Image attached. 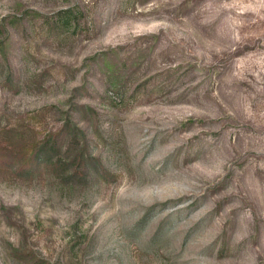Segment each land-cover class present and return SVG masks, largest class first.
I'll return each instance as SVG.
<instances>
[{
    "label": "rangeland",
    "instance_id": "374dc122",
    "mask_svg": "<svg viewBox=\"0 0 264 264\" xmlns=\"http://www.w3.org/2000/svg\"><path fill=\"white\" fill-rule=\"evenodd\" d=\"M0 264H264V0H0Z\"/></svg>",
    "mask_w": 264,
    "mask_h": 264
},
{
    "label": "trees",
    "instance_id": "16d2710c",
    "mask_svg": "<svg viewBox=\"0 0 264 264\" xmlns=\"http://www.w3.org/2000/svg\"><path fill=\"white\" fill-rule=\"evenodd\" d=\"M71 14L70 10H65L63 12H61L57 17L58 21L60 22H64V24H67V22H69V16ZM41 154H43L44 156L48 155V150L42 151ZM46 163H48V161H46Z\"/></svg>",
    "mask_w": 264,
    "mask_h": 264
}]
</instances>
